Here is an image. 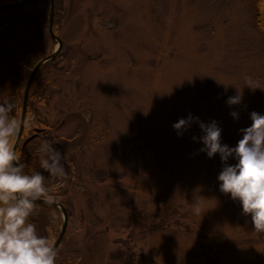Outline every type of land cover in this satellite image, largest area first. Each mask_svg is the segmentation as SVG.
<instances>
[{
	"label": "rangeland",
	"instance_id": "obj_1",
	"mask_svg": "<svg viewBox=\"0 0 264 264\" xmlns=\"http://www.w3.org/2000/svg\"><path fill=\"white\" fill-rule=\"evenodd\" d=\"M58 1L62 47L31 91L43 99L36 118L72 140L63 150L76 172L49 182L70 215L56 264L80 255L79 264H264V233L220 191L223 165L199 151V124L182 136L173 128L189 114L215 120L235 146L250 113H264L255 0ZM46 12L41 0L3 12L0 33L4 18L17 22L13 46L27 32L28 63L58 47ZM5 79L0 98L15 100L17 76ZM237 94L243 102L230 106ZM62 224L58 210L38 230L55 241Z\"/></svg>",
	"mask_w": 264,
	"mask_h": 264
},
{
	"label": "clouds",
	"instance_id": "obj_2",
	"mask_svg": "<svg viewBox=\"0 0 264 264\" xmlns=\"http://www.w3.org/2000/svg\"><path fill=\"white\" fill-rule=\"evenodd\" d=\"M247 85L251 86L250 79ZM242 102V94L227 100L230 106ZM15 107L12 100L0 102V264H56L57 244L42 235L30 217L38 202L57 205L60 196L50 189L44 172L32 169L17 147L22 124ZM230 115L239 119L238 111ZM250 119V126L239 130L242 138L235 146L222 143L223 129L215 120L204 122L189 114L176 121L173 128L182 136L194 121L199 124L202 135L193 136L202 142L199 151L209 158L219 154L223 165L217 177L220 191L238 200L242 214L250 215L254 229L264 233V113L252 111ZM39 152L41 167L51 177L66 175L64 154L54 143L43 139ZM230 159L236 163H229ZM194 212L201 213L199 203Z\"/></svg>",
	"mask_w": 264,
	"mask_h": 264
},
{
	"label": "trees",
	"instance_id": "obj_3",
	"mask_svg": "<svg viewBox=\"0 0 264 264\" xmlns=\"http://www.w3.org/2000/svg\"><path fill=\"white\" fill-rule=\"evenodd\" d=\"M0 1L2 4H13V3L21 2L22 0H0ZM34 1L36 0H29L26 6L32 4ZM41 1L44 4V6H46V9H47L46 14L48 17L47 24H49L48 1L47 0H41ZM59 3L60 1L54 0L55 21H56V15H57V7ZM254 14H255L254 18H255L256 29L264 37V0H255ZM54 26L56 27V22ZM17 29L18 27H17L16 19H12L9 27L6 28V31H4L3 35L0 36V72H1L0 78L7 79L8 77L13 76V75L17 76V79H16L17 83L15 81L14 84L11 85L10 90H12V94L8 97H11V96L15 97L14 98L15 100H12V101L15 102V105H16L15 115L17 119L20 121L23 92H24V88L26 85V81L29 77V74L32 68L41 59L39 61L35 59L34 61L33 60L34 58H33L31 60H33L34 62L32 63L26 62L25 58L28 52V50L26 49L27 43L25 39V34L27 33L26 31L21 32L22 38L21 40L18 41V45L13 46V44L15 43V38L13 34L14 32H16ZM55 34H56V31H55ZM54 62H47L40 69L38 75L36 76L34 80L31 91L33 90L34 84L38 80V78L43 74L45 70L49 69V67L52 66ZM5 67H7V70ZM3 82L5 81L0 80V86H3ZM0 102H7V101L0 98ZM36 102L40 104L43 102V99H36L34 98V94L30 93L27 115H26V122H25L21 140L17 147L24 153L25 159L27 160V162L29 163L32 169L44 172L46 176V183L49 185L50 189H52L51 188L52 185L58 182L52 181L51 183H49L51 180V176L41 167L42 154L39 152L40 144L43 139H47L50 142L54 143L56 147L59 148L63 154H65L64 153L65 151L63 150L64 145L65 144L70 145V142L72 143V140L69 137H64V136L55 134V127L51 125L50 123H48L46 119L42 120V119L36 118V116L34 115L35 111H33V105H32ZM31 137H34V138L27 145L24 146L25 141ZM64 162H65L66 177H67L66 179H72V176L76 172L73 156L71 154L68 155L67 158L64 156ZM55 178H56V181H59V177H55ZM59 196L61 199V194H59ZM60 199H59V202H60ZM60 204L63 205L62 203ZM63 206L65 207L68 216H70L66 206L65 205ZM170 209H171V212L173 213L174 212L173 207ZM52 213H58V209L48 207L45 205H37L34 215L30 217V221L35 223L37 228L39 229V227H41L44 223L45 215L47 216L48 214L50 215ZM167 218H168V214L164 215L163 219L165 220ZM164 220L160 222L162 228H165L168 222V221L165 222ZM60 247L61 245L58 247V249ZM80 256L75 259L65 258L63 259V262L64 264H79L78 262L80 261Z\"/></svg>",
	"mask_w": 264,
	"mask_h": 264
},
{
	"label": "water",
	"instance_id": "obj_4",
	"mask_svg": "<svg viewBox=\"0 0 264 264\" xmlns=\"http://www.w3.org/2000/svg\"><path fill=\"white\" fill-rule=\"evenodd\" d=\"M28 1L29 0H23L19 4H8V5H4V6H1L0 7V10H2V9H10V8L15 9V8L23 7V6H25L28 3ZM53 24H54V0H50L49 26H48V30H49L50 38L54 42H57L58 47H57V49L52 54H50L46 58H44L41 61H39L34 66V68L32 69V71H31V73H30V75L28 77V80H27L26 86H25V90H24V94H23L21 117H20V122L22 124V131H21L20 135L18 136L17 146H18V144H19V142L21 140L22 134H23V130H24L25 122H26V115H27V109H28V101H29L30 91H31L32 85L34 83V80H35V78H36L39 70L41 69V67L44 64H46L47 62H53L57 58V56L59 54V51L61 50V47H62V42L54 34ZM33 138L34 137L28 138L25 141L24 146L27 145ZM37 205H45V206H48V207L56 208V209H58V210L61 211V214H62V217H63V224H62L61 231H60V233L58 234V236H57V238L55 240V243L59 247L60 244H61V242H62V240H63V238H64L65 232L67 230V224H68V214H67V211H66L65 207L63 205L59 204V203L57 205H48V204H45V203H42V202H38Z\"/></svg>",
	"mask_w": 264,
	"mask_h": 264
},
{
	"label": "flooded vegetation",
	"instance_id": "obj_5",
	"mask_svg": "<svg viewBox=\"0 0 264 264\" xmlns=\"http://www.w3.org/2000/svg\"><path fill=\"white\" fill-rule=\"evenodd\" d=\"M22 1H23V0H22ZM22 1H21V2H22ZM19 3H20V2H18V3H13V4H19ZM4 5H8V4H2L1 1H0V7H1V6H4ZM25 6H26V5H25ZM25 6H23V7H25ZM23 7H19V8H15V9H20V8H23ZM15 9L10 8V9H2V10H0V26H1V24L3 23V12H4V11H8V10H15ZM4 20H5V22H6V28H8L9 25L11 24V20H10V19H5V18H4ZM48 34H49V33H48ZM1 35H3V32L0 33V36H1ZM56 35H57V34H56ZM13 36L15 37V41H16V33H14ZM49 37H50V36H49ZM59 40H60V39H59ZM49 55H50V54H49ZM47 56H48V55H47ZM47 56H45V57H47ZM45 57H44V58H45ZM32 69H33V68H32Z\"/></svg>",
	"mask_w": 264,
	"mask_h": 264
}]
</instances>
